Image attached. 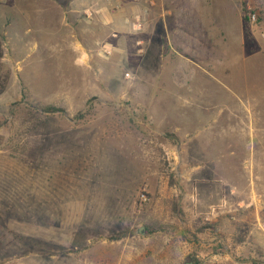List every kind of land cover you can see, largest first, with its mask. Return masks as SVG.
Here are the masks:
<instances>
[{"label": "rangeland", "instance_id": "1", "mask_svg": "<svg viewBox=\"0 0 264 264\" xmlns=\"http://www.w3.org/2000/svg\"><path fill=\"white\" fill-rule=\"evenodd\" d=\"M0 38V264L264 260V0H0Z\"/></svg>", "mask_w": 264, "mask_h": 264}, {"label": "crops", "instance_id": "2", "mask_svg": "<svg viewBox=\"0 0 264 264\" xmlns=\"http://www.w3.org/2000/svg\"><path fill=\"white\" fill-rule=\"evenodd\" d=\"M154 10H153L152 16L150 17L149 22L152 21V23H153V22H156V21L160 20V23L161 24H164L163 26L165 27V31H164L165 34H163L162 37L159 36V39H157L156 37L155 38L154 37L153 38H149L148 37V33H149L148 29L147 30H144L143 33H141L142 38L140 37V39H139V40H142L143 41V45L146 44V42L148 44H150V43H154V44H157L158 43L159 44V43H161L162 40H167V39L168 40L170 39V40L173 41L175 39V36H180V34H179L178 31H179V28H181L180 27L181 25H180V22L178 21L179 20L178 13L177 12H174L173 14H171L172 11L169 10V9H167V8H165L164 3L163 4L161 3V7H159L158 9H154ZM95 12H96L95 13V16H94V21H95V23H94L95 24V26H94L95 31L94 32L95 33L94 32L87 33V34H89L91 36H94V34L96 36V34H97L98 31H103L105 29L106 30L112 29V27L114 25L113 24V21H114V17L115 16L113 14H110L107 10L105 11V8L104 9L101 8L100 10H97ZM166 18H171L173 21H175L174 22V25H172V27H171V29H174V30H170V33L168 32V29H167ZM129 28L131 30V26L130 25H129ZM95 39H98V36H96ZM107 43H109V42H107ZM75 49L78 50V52H80V53L81 52L83 53V51H84V56H87V51L85 49L83 50V48L80 45L79 46L76 45ZM83 60H85V59H83ZM254 216H255L254 217V220H256V224H257L259 230L263 231V233H264V229L262 228L264 226V216L263 217H260L257 214H255ZM232 220L237 221V220H239V217H234V215H229L227 213H224L220 217V221L222 222V228H224V231L227 232V229L230 226V221H232ZM241 220H243V218ZM225 233H223V235H224L223 236V239H224V242H227L228 238H227V234L225 235ZM225 247L227 249V246L226 245L224 246V248ZM226 253H227V251H225V254ZM256 263L257 264H264V260H259Z\"/></svg>", "mask_w": 264, "mask_h": 264}, {"label": "trees", "instance_id": "3", "mask_svg": "<svg viewBox=\"0 0 264 264\" xmlns=\"http://www.w3.org/2000/svg\"><path fill=\"white\" fill-rule=\"evenodd\" d=\"M4 57V48H3V38H0V96L5 92L8 84V76L3 73L2 70V59ZM42 110L46 113H56V112H62L61 109H59L56 106L53 105H45L42 106ZM1 141V138H0ZM148 233V231H147ZM122 235H119L118 237H115L116 240H119Z\"/></svg>", "mask_w": 264, "mask_h": 264}, {"label": "built area", "instance_id": "4", "mask_svg": "<svg viewBox=\"0 0 264 264\" xmlns=\"http://www.w3.org/2000/svg\"><path fill=\"white\" fill-rule=\"evenodd\" d=\"M151 3L153 4V2H151ZM144 14H146V11L141 12L140 14L136 15L135 18H134V20H132L130 26H131V30L133 32H140V31L143 30V27H144V19H145ZM252 18L254 19L255 16L253 15ZM112 36L115 37L114 34ZM142 45H143V41L142 40H138L137 41V46L140 47ZM103 50H104V52L106 54H110L111 53V50L108 47H105ZM139 52L140 53L143 52V48L140 47ZM126 76H129V74H127ZM262 228L264 229V226Z\"/></svg>", "mask_w": 264, "mask_h": 264}, {"label": "water", "instance_id": "5", "mask_svg": "<svg viewBox=\"0 0 264 264\" xmlns=\"http://www.w3.org/2000/svg\"><path fill=\"white\" fill-rule=\"evenodd\" d=\"M144 226H142V227H140V229H138L137 231H136V233L137 234H141V235H144L145 233H144ZM186 264H193L192 262H189V263H186Z\"/></svg>", "mask_w": 264, "mask_h": 264}]
</instances>
